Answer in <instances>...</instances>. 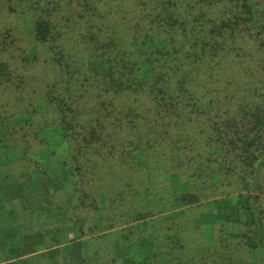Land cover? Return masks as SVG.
<instances>
[{
    "label": "trees",
    "instance_id": "16d2710c",
    "mask_svg": "<svg viewBox=\"0 0 264 264\" xmlns=\"http://www.w3.org/2000/svg\"><path fill=\"white\" fill-rule=\"evenodd\" d=\"M0 264H264V0H0Z\"/></svg>",
    "mask_w": 264,
    "mask_h": 264
}]
</instances>
